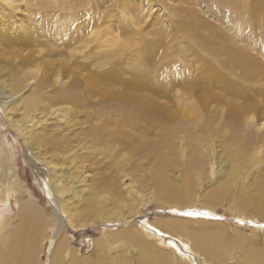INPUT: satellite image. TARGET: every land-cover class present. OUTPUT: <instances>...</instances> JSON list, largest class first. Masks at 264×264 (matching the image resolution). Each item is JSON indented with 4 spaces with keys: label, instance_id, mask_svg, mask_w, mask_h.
<instances>
[{
    "label": "rangeland",
    "instance_id": "1",
    "mask_svg": "<svg viewBox=\"0 0 264 264\" xmlns=\"http://www.w3.org/2000/svg\"><path fill=\"white\" fill-rule=\"evenodd\" d=\"M34 1L14 0L11 8L0 1V80L7 84L0 86V190L9 199L0 205V264L20 236L18 198H33L46 217L71 215L61 226L28 224L20 241L31 242L29 264H70L72 257L79 262L71 264H264V210L255 209L264 205V26L256 16L216 0ZM168 3L199 13L172 16ZM48 11L61 29L53 37L43 31ZM20 32L42 41L37 35L33 46H21L14 35ZM63 36L68 50L49 54L50 45L65 46ZM66 52L71 58L63 63ZM23 56L36 60L27 67ZM62 87L67 99L60 102ZM136 94L152 101L137 107L139 117ZM161 116L174 117L163 124ZM235 128L241 141L253 142L245 154L239 143L223 142ZM38 138L58 139V146ZM237 150L241 155L232 154ZM49 163L61 173L58 203L45 190ZM227 174L234 179L226 186ZM165 181L178 186L174 199L155 189ZM225 187L218 201L204 199ZM188 209L219 218L184 215ZM89 210L93 218H83Z\"/></svg>",
    "mask_w": 264,
    "mask_h": 264
},
{
    "label": "bare ground",
    "instance_id": "2",
    "mask_svg": "<svg viewBox=\"0 0 264 264\" xmlns=\"http://www.w3.org/2000/svg\"><path fill=\"white\" fill-rule=\"evenodd\" d=\"M2 3H6V4H10V5H8V7L9 8H11V7H13V2H14V0H0ZM34 1V0H33ZM182 1V0H181ZM210 1V0H209ZM215 1V0H214ZM216 1H219L220 3H223V4H225V5H227L226 7H231L232 8V10H234L237 14L239 13V14H241V15H243V14H247V15H250L251 17H254V16H256L255 17V19L256 20H258V21H255V23H257V24H262L263 26H264V0H216ZM35 2V1H34ZM37 3H35L34 4V6H36V7H40L41 5H47V6H50V3L49 2H45V1H39V0H37L36 1ZM52 3H54L55 5H58V4H60V2L58 1V0H52L51 1ZM67 2L69 3L70 1L69 0H67ZM141 3H142V1H140ZM139 2V3H140ZM186 3V2H185ZM193 3V2H192ZM195 3H197V1L196 2H194L193 3V6H194V4ZM202 3V2H201ZM144 4V3H143ZM187 4V3H186ZM190 4H191V2H190ZM189 3H188V5H190ZM203 4V3H202ZM205 4V3H204ZM208 4V3H207ZM206 4V5H207ZM211 4H212V2H211ZM170 5V6H169ZM187 5V6H188ZM199 5V4H198ZM213 5V4H212ZM218 5V4H217ZM180 6H182V5H180ZM180 6H174V5H172V4H169L168 3V7L167 8H169V10H170V12H173V14H172V16H174V15H176V16H180V15H182V14H188V15H192V16H197V15H195V13H199V11L196 9H194L193 8V6L191 5V8H184V6H183V8L181 9V7ZM203 6V5H202ZM141 7V6H140ZM140 7H139V9H140ZM143 7V6H142ZM200 7V6H199ZM220 7H223V6H220ZM228 7V8H229ZM198 8V7H197ZM227 8V9H228ZM202 9V8H201ZM205 9L207 10V7H205ZM210 9H212L211 7H210ZM210 9H208L206 12H209L210 11ZM193 10H195V12L193 11ZM219 10V9H218ZM225 10V9H224ZM140 11H141V9H140ZM168 11V10H167ZM180 11H183V12H180ZM230 11V10H229ZM55 12H56V10H55ZM142 12V11H141ZM215 12V11H214ZM224 12V11H223ZM197 13V14H198ZM210 13V12H209ZM213 13V12H212ZM211 13V14H212ZM222 13V12H221ZM201 14V13H200ZM199 14V15H200ZM238 14V15H239ZM3 17H5V14L3 13V14H1ZM213 15V14H212ZM220 15V14H219ZM224 15V14H223ZM216 16V15H215ZM221 16V15H220ZM262 17L263 18V21L262 22H260V17ZM27 18V17H26ZM199 18V17H198ZM46 19L50 22V24L46 27V29H44L43 31L44 32H47L50 36L52 35V37L53 36H55L57 33H58V31L60 32V30L61 29H56V27H54L53 25H52V23H51V20L50 19H55V16H54V14H52V12L51 11H48V18H45L44 19V21H46ZM28 20H29V18H28ZM27 20V21H28ZM30 21H33L32 19H30ZM26 23V22H25ZM43 23V22H42ZM41 23V24H42ZM45 23V22H44ZM43 23V24H44ZM46 23L48 24V22L46 21ZM24 24V23H23ZM46 25V24H45ZM45 25H41V26H45ZM89 25V24H88ZM91 25V24H90ZM197 25H199V24H194V25H192L194 28L197 26ZM22 26V25H21ZM25 26V25H24ZM24 26H22V29L24 28L25 29V27ZM200 26V28L202 29L204 26H205V24H204V22L202 21L201 22V24L199 25ZM213 27V26H212ZM27 28H28V26H27ZM82 28V27H81ZM26 30V29H25ZM56 33V34H55ZM61 33V32H60ZM80 34H83V32L81 31V32H79ZM97 33H100V32H98V30L96 31V29H95V35L97 34ZM14 35H16V41L21 45V46H33L34 45V43L35 42H37L38 41V39H37V41H35L34 40V36H36V37H39L40 39V41H38V42H41L42 41V38H41V34H36L35 35V33H32V32H26V34H24V33H22V32H20V33H16V34H14ZM37 35H39V36H37ZM74 35H76L75 33H74ZM77 36V35H76ZM82 36V35H81ZM96 36H98V34L96 35ZM80 38H82V37H80ZM36 39V38H35ZM78 39V38H77ZM203 39V38H202ZM210 39H211V37L209 36L208 37V39H204V41H210ZM62 40L64 41V44H65V42H66V38H65V36H63L62 37ZM80 40V39H79ZM83 43V42H82ZM39 44H41V43H39ZM60 46L58 47V45H50V47L48 48V52H49V54H52L53 52V55H56L55 54V52H61V54H62V52L64 51V53H65V51H67L68 49H67V43L65 44V46L63 45L62 46V43L61 44H59ZM67 53V55L68 54H70V53H68V52H66ZM49 54H47V56H49ZM32 55V54H31ZM59 55V54H58ZM64 55V54H63ZM62 55V56H63ZM73 55V54H72ZM28 56V55H27ZM27 56H23V58H25L24 60H23V58H22V61H23V63L24 64H26L25 66H29L30 67V65H32L34 62H35V60L36 59H33V58H35V57H33V56H29V57H27ZM52 56V55H51ZM50 56V57H51ZM70 58H71V54L68 56V57H65V56H63V59H60L63 63H65V61L67 60L68 62L70 61ZM27 66V67H28ZM6 70H7V72H10L11 71V69L12 68H9V67H7V68H5ZM18 69L20 70V67L18 66ZM114 71H115V69H114ZM113 71V76H116V74H115V72ZM0 73H1V71H0ZM6 81L5 80H0V86H2V87H6L7 86V84L5 83ZM207 82L209 83L210 82V80H207ZM75 83V82H74ZM72 84H73V82H72ZM74 85V84H73ZM77 86V85H76ZM76 86H74V87H76ZM66 89V88H65ZM65 89H63V87L61 88V90H62V94H61V92L59 91L58 92V94H57V92H56V94H57V99L58 100H60V102H61V100H65V95L67 94V92H65ZM226 89L228 90V89H230L229 87H226ZM6 90V89H5ZM67 90V89H66ZM85 90V89H84ZM232 90H234V89H232ZM8 91V90H7ZM3 93H4V91H3ZM71 95H72V93H70ZM74 94H76V93H74ZM53 95V94H52ZM11 96V95H10ZM69 96V95H68ZM14 97V96H13ZM16 98H17V96H15ZM68 98H70V97H68ZM71 98H73V96L71 97ZM130 98H131V96H130ZM50 98H48V100H49ZM51 99H53L52 97H51ZM66 99H67V97H66ZM54 100V99H53ZM146 100H149L151 103H152V101H151V98L150 99H145V97H143V96H140V95H135L134 97H133V99H132V101H133V103H132V110H133V112H136V114H137V107L139 106V105H141V106H143V105H145V107H148L149 105H151V104H149L148 105V103H147V101ZM51 102H52V100H50ZM76 101V100H75ZM79 101V100H78ZM5 102H7V101H5ZM55 102V101H54ZM10 103H12V102H10ZM57 103H58V101H57ZM52 104H54V103H52ZM51 104V105H52ZM56 104V103H55ZM134 104V105H133ZM6 105V104H5ZM4 105V106H5ZM76 105H78V103L76 104ZM2 106V105H1ZM158 106V105H157ZM136 107V108H135ZM150 107V106H149ZM7 108H9V107H7ZM142 107H140V109H141ZM11 109H15V107H14V105L11 107ZM161 109H163V108H161ZM13 110H11V111H13ZM16 110V109H15ZM17 110H18V107H17ZM160 110V109H159ZM164 110V109H163ZM162 111V110H161ZM8 112V111H7ZM160 112V111H159ZM237 113L239 114V111L237 110ZM121 114V113H120ZM142 114V113H141ZM137 117H139V115L137 114ZM152 117V116H151ZM150 117V118H151ZM174 117V116H173ZM173 117L172 116H165V117H160L158 120H157V122H161V123H163L164 124V122H166V121H170V120H172L173 119ZM147 118V117H146ZM130 119H132V117H130ZM152 119V118H151ZM164 121V122H163ZM30 122V121H29ZM31 122H32V119H31ZM110 122V121H109ZM238 123H239V121H237ZM236 122V123H237ZM110 123H112V122H110ZM153 123H155V121H153ZM126 125V123H124V122H122V123H118L117 124V127L115 128V130H113L112 132H120V128H119V126H125ZM235 126H237V124H235ZM57 127V126H56ZM105 127V126H104ZM239 127V126H238ZM54 128V127H53ZM240 128V127H239ZM237 129V128H235V129H237V133L235 134V133H232L233 135H231V137H230V140H226V141H223V142H225L226 143V145H230V144H235V143H239L237 146L239 147V149L245 154L247 151H248V149L250 148V145L252 146V141H241L240 140V135L239 134H241V133H238V132H240V129ZM122 129V131H124V129L123 128H121ZM42 130V129H41ZM91 130L92 129H90L89 131H90V133H91ZM57 131V130H56ZM86 131H87V129H86ZM93 131V130H92ZM235 131V130H234ZM39 132V131H38ZM41 132V131H40ZM44 132H45V130H44ZM51 132V131H50ZM49 132V133H50ZM125 132L126 131H124V134H125ZM48 133V132H47ZM53 133V132H52ZM99 135H101V136H98V138H97V141H101V140H103V135H105L104 133H103V130L102 131H99ZM75 134H77V133H75ZM89 134V133H88ZM34 135V134H33ZM52 135V134H51ZM58 135V134H57ZM56 135V136H57ZM62 135V134H61ZM95 135H98V134H95ZM27 136V135H26ZM59 136V135H58ZM112 137H114V136H116V135H114V134H112L111 135ZM49 137H50V135H49ZM71 137H75V135L74 136H71ZM79 137V136H78ZM46 138V137H45ZM61 138H62V136H61ZM69 138V137H68ZM127 138H129L130 140H133V138L131 137V136H127ZM31 139V138H30ZM33 139V138H32ZM36 139V138H35ZM60 139V138H59ZM67 139V138H66ZM96 139V138H95ZM34 140V139H33ZM65 140V139H64ZM69 140V139H68ZM71 140V139H70ZM129 140V141H130ZM29 141V140H28ZM31 141V140H30ZM38 141H49V143L51 144V147L52 148H56V146H58V145H56V144H54L55 142L54 141H59L58 139H52V140H43V138H38ZM66 141V140H65ZM129 141H126L127 143H128V145L129 146H134V145H132L131 144V142H129ZM72 142V141H71ZM254 143H256V142H254ZM60 144V143H59ZM62 144V143H61ZM223 144V143H222ZM67 145H69V144H67ZM66 145V142H65V146H67ZM71 146V145H70ZM131 147V148H132ZM59 149V148H58ZM63 149V148H62ZM65 150V149H64ZM232 154L233 155H241V153H240V151H234V152H232ZM237 156H234V157H237ZM29 158V157H28ZM80 158V157H79ZM81 159H82V157H81ZM133 167V166H132ZM56 168H57V166L55 165V164H52V163H49V166H48V168H47V171H46V176L44 177V179H45V187H46V194L48 195V196H50L51 197V199H53L54 200V202L56 201L57 203L59 202V201H57V197H56V193L57 194H63V192H64V189H63V184L62 183H59L60 181H59V178L61 177L60 176V174L58 173V171H56ZM117 172V171H116ZM120 172V171H119ZM165 175H166V173H164ZM161 175V174H160ZM163 175V174H162ZM162 175H161V177H162ZM62 176H65V174H63ZM164 176V175H163ZM74 178H76V177H74ZM73 178V179H74ZM80 179L82 180L81 182H80ZM149 179V178H148ZM233 179H234V177H233V174H227V176L225 177V180H227L228 182H227V184H226V186L227 185H229L232 181H233ZM77 180L79 181V183H81V185L83 184V182H85V180H84V178L83 177H78L77 178ZM120 180V179H119ZM74 181V180H73ZM98 182V181H97ZM99 182H101L102 183V181H99ZM147 182V181H146ZM101 183H96V186H95V188L93 189V194H97V192L99 191V186H100V184ZM158 183V182H157ZM153 184H154V182H153ZM155 184H156V181H155ZM159 184V187L158 188H155V189H161V193L163 192V193H166L165 195H167V198H169V199H174L175 198V196H177V193L179 192V191H177L178 190V186L177 185H174V184H171V181H170V184H168V181H167V183H166V181L165 182H160V183H158ZM157 185V184H156ZM119 186V185H118ZM118 186H117V188H118ZM154 186V185H153ZM101 187V186H100ZM155 187V186H154ZM116 188V189H117ZM223 188V187H222ZM116 189L114 190V192H116ZM80 191H82V189L81 190H79V191H76L75 193H79ZM120 193V192H119ZM161 193H159V194H161ZM225 194H227L226 193V187L222 190V192L220 191V193L219 194H214V193H210V192H207V193H205V196H204V199L208 202V203H212V202H214V201H218L219 200V198H221L222 197V195L224 196ZM6 195V194H5ZM94 196H96V195H94ZM60 197H61V195H60ZM92 198H93V195H90L89 197H88V200H92ZM94 198H96V197H94ZM93 198V199H94ZM6 202V203H8L9 204V199H8V196L6 195L5 197H3V195H2V192H1V190H0V205H1V203L2 202ZM17 203H20V214H19V216H20V236L21 235H23V234H27L26 232H25V229L26 228H28V224L29 223H40V225L41 224H43V225H48V224H51V225H58V226H61V224H62V222H63V218H64V215L65 216H67V218H68V220L70 221V218H71V215L68 213V212H66L65 214H61V213H59L58 211L52 216V217H46L43 213H42V211H41V209H40V207L37 205V203L35 202V200L33 199V198H30L28 201L27 200H24V201H21L20 202V198H18L17 200ZM89 202H91V201H89ZM161 202V201H160ZM87 203V202H86ZM56 204V203H55ZM255 209L257 210V211H260V210H264V205H257V208L255 207ZM98 210V209H97ZM175 211H178V209H174ZM94 212L95 211H87L86 212V214H84V215H82V217L83 218H85V219H90L92 216H93V214H94ZM98 212V211H97ZM201 213V214H203L204 216H214L215 218H219V217H217V215L215 214V212L214 211H212V210H208L207 212H202V211H199V209H188V210H185V211H182V213H184V215H185V213ZM96 215V214H95ZM98 215V214H97ZM203 215H201V216H203ZM198 215H192L191 217H197ZM199 217V216H198ZM93 218V217H92ZM95 218V217H94ZM1 220V219H0ZM1 221H3V220H1ZM167 224V223H166ZM170 224V223H169ZM174 224V223H173ZM179 224V223H178ZM39 225V226H40ZM164 224L162 223V224H157V228H158V230L159 231H157V232H159L160 233V235H163L164 234V231H162V226H163ZM37 226V225H36ZM168 226V225H167ZM0 227H1V225H0ZM169 227V226H168ZM167 228V227H166ZM176 228H179V225L178 226H176ZM181 228H184V227H182V225H181ZM26 230H28V229H26ZM157 230V229H156ZM182 230V229H181ZM0 232H1V228H0ZM20 236L19 235H16V236H14L13 238H12V240H14L13 241V243H11V244H9V246L8 247H6L5 248V251H7L8 252V254L10 255V258H8L7 259V261H6V264H29V259H30V253L29 252H31L30 251V249H29V247H30V240L27 238L26 239V237H25V239H22L21 241H20ZM134 238V237H133ZM136 238L139 240V241H141V242H143V243H145V241H143L142 240V238L140 237V236H138V235H136ZM173 240H174V238H173ZM99 241V242H98ZM97 241V243L98 244H102V243H105L106 241H103V240H98ZM158 241H161V240H158ZM64 243V242H63ZM199 243H200V240H199ZM25 244V246L23 247V253H22V255H21V259H20V255H19V253H20V245H24ZM170 245L174 248L173 249V251L175 250V253H182V255H184V252H179V247H178V245L177 244H175L173 241L172 242H170ZM31 248H32V246H31ZM59 248L60 249H58V251L60 250V254H65V252H64V250L66 249V247H64V244H61V245H59ZM205 248V247H204ZM209 248V247H208ZM207 248V250H208V252H209V249ZM205 250H206V248H205ZM211 250H213V249H211ZM4 251V252H5ZM199 251V250H198ZM190 252V251H189ZM199 252H201V251H199ZM211 252V251H210ZM6 253V252H5ZM14 253H16V255H19V256H15L14 257ZM68 253V252H67ZM71 253V252H70ZM32 254V253H31ZM68 255L69 256H71L69 253H68ZM65 258V257H64ZM72 258H74L73 259V261L75 262V263H78L79 262V258H77V257H72ZM71 258V259H72ZM84 258V257H83ZM19 259L21 260V261H19ZM63 259V258H62ZM71 259H69V263L71 264ZM31 260V259H30ZM57 260V259H56ZM19 261V262H18ZM63 262V260L61 261V263ZM59 263V262H58Z\"/></svg>",
    "mask_w": 264,
    "mask_h": 264
},
{
    "label": "snow or ice",
    "instance_id": "3",
    "mask_svg": "<svg viewBox=\"0 0 264 264\" xmlns=\"http://www.w3.org/2000/svg\"><path fill=\"white\" fill-rule=\"evenodd\" d=\"M185 215L192 216V215H203V214H201V213H195V214H194V213H190V212H189V213H185Z\"/></svg>",
    "mask_w": 264,
    "mask_h": 264
}]
</instances>
